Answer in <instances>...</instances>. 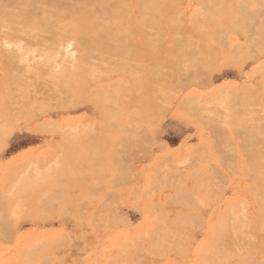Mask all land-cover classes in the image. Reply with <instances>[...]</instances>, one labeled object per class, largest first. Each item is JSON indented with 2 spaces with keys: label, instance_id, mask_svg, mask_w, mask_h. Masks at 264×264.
Returning a JSON list of instances; mask_svg holds the SVG:
<instances>
[{
  "label": "crops",
  "instance_id": "1",
  "mask_svg": "<svg viewBox=\"0 0 264 264\" xmlns=\"http://www.w3.org/2000/svg\"><path fill=\"white\" fill-rule=\"evenodd\" d=\"M248 1L251 9L244 16L251 17V25L240 33L239 28L228 27L221 55L209 37L201 35L199 0H182L173 8L168 4L157 17L161 18L158 29L154 27L159 31L157 38L149 31L152 28L145 27L140 12H133L131 49L137 57H132V69L138 76L128 77L123 74L126 69H115L116 63L109 71L101 68V84L119 88L121 104L106 107L105 112L102 105L81 99L73 109L47 111L38 124L7 134L0 170H12V176L19 179L36 170L45 179L18 202L9 200V205L18 206L6 212L11 215L13 210L17 217L11 224H0V264H23L39 239L66 241L52 254L64 257L66 264H107L108 255L141 256L144 264H202L220 235L226 237L228 232L220 234L219 230L231 223L227 214L234 204L257 206L260 191L253 177L264 171V38L260 39V28L252 21L264 16V0ZM174 12L177 15L172 19ZM148 40L158 44L151 47L153 41ZM184 43L202 51V63L197 64L210 69L205 75L207 85H185L187 74L179 69L186 63ZM67 76L72 81L68 88L74 91L75 79ZM189 101L193 108L186 107ZM107 108L119 113L113 110L116 114L112 115L115 112L108 110L111 115L107 117ZM128 136L131 180L123 184L118 181L123 174L117 162L113 174L106 168V145L117 151ZM91 141L99 145V168L85 172L83 161ZM113 180L115 185L108 191V182ZM61 191L65 192L62 204L57 196ZM155 231L160 232L158 236ZM252 241L255 252L248 264H264V232L257 231ZM230 244L234 249V240Z\"/></svg>",
  "mask_w": 264,
  "mask_h": 264
},
{
  "label": "rangeland",
  "instance_id": "2",
  "mask_svg": "<svg viewBox=\"0 0 264 264\" xmlns=\"http://www.w3.org/2000/svg\"><path fill=\"white\" fill-rule=\"evenodd\" d=\"M126 1V3L128 2V5L129 4H132V7L135 9V10H133V11H131L133 8H131L130 7V5H129V8H130V10H129V12L131 11V15H129V13H127L129 16H131V17H129L128 18V22L126 21V19H127V17H126V19H125V21L129 24V26H130V28H131V24H132V20H133V12H135V11H139V9H138V6L139 5H137V6H135L136 4H133L134 2L133 1H135V0H124V2ZM139 1H142V0H139ZM152 1V0H151ZM151 1H147V0H143L142 1V4L144 5V6H146V4H149V2H151ZM159 4H154V2H155V0H154V2H153V4L152 5H148V6H150V7H148V8H151L152 9V6H154L155 5V8L154 9H156L157 7H159L161 4H162V8H161V10L159 11L160 13H161V15H162V13H164L165 11H164V9L165 8H167V5L168 4H170V7L172 6V4H173V6H177L178 4H180V2L182 1V0H166V1H163V3H162V1H160V0H156ZM214 1V0H213ZM213 1L212 0H199V2L200 3H197V5H199V7H200V13H199V25L198 26H201L202 25V36L204 37V38H206V37H209V38H206V39H208L209 41H212L213 42V44L216 46V47H218V49H217V54L218 55H221L223 52H225V48H226V42H227V40H226V38H227V33H225V30L227 29V27H229L228 25H230V27H231V25L233 26V25H235V26H233V28H239V27H236V26H239V24L238 23H235L236 22V20L237 21H239L238 19L239 18H242V19H240V21L241 20H243L241 23H244L243 25H245V20L246 21H248V22H246V25L247 24H249V22H250V19L249 18H251V17H249V16H247V17H249V18H246L245 20L243 19L244 17L241 15L242 13L244 14L246 11L247 12H249L250 11V4H249V1L248 0H229L230 2H228L227 0H215V2H214V4H216V7H215V9H214V4H213ZM124 2L123 1H121L120 0V2L118 1V5H120L121 3V5L123 6V7H126L125 6V4H124ZM156 2V3H157ZM242 2V3H241ZM120 3V4H119ZM182 3V2H181ZM124 4V5H123ZM151 4V3H150ZM210 4V5H209ZM240 4H243V6L244 7H240ZM205 7V8H202L203 6ZM173 6H172V8H173ZM121 7V6H120ZM120 7H119V9H120ZM141 7V6H140ZM212 9H211V8ZM117 8H118V6H117ZM122 8V7H121ZM128 8V9H129ZM143 9V11L144 12H146V10H144V7H142ZM240 8H242L241 9V12H240ZM245 10H244V9ZM125 9V8H124ZM123 9V10H124ZM150 9V10H151ZM153 9V10H154ZM159 9H160V7H159ZM210 9V10H209ZM233 9V10H232ZM122 10V9H121ZM121 10H120V12H121ZM141 10V11H142ZM148 10V9H147ZM244 10V11H243ZM249 10V11H248ZM117 11H119V10H117ZM125 11V10H124ZM123 11V12H124ZM141 11H140V13H141ZM157 11V10H156ZM162 11V12H161ZM177 11V10H176ZM175 11V12H176ZM209 11V12H208ZM216 11V12H215ZM243 11V12H242ZM262 11H264V6H263V8H262ZM126 12H127V10H126ZM173 13V15H172V19H174L175 17H174V15H177L176 13ZM215 12V13H214ZM237 12H238V15H237ZM106 13V12H105ZM105 13H103V15H106ZM151 13V12H150ZM117 14V13H116ZM115 14V15H116ZM121 14V13H120ZM124 14H126L125 12H124ZM147 14H149L148 12H147ZM239 14H240V17H239ZM102 15V16H103ZM145 15V14H144ZM158 15V14H157ZM118 16V15H117ZM142 16V18H143V14L141 15ZM233 16H234V18H233ZM109 17H111V18H113V15H111V16H109ZM115 17V16H114ZM147 17V16H146ZM153 17V16H152ZM238 18V19H236V18ZM106 18V16L104 17V20H106L105 19ZM118 19H120V21H122V18H123V16L121 17V16H119V17H117ZM117 18H115V19H117ZM125 18V17H124ZM141 18V19H142ZM145 18V17H144ZM148 18H149V16H148ZM156 18V17H155ZM114 19V20H115ZM203 19V20H202ZM210 20V22H209V20ZM247 19H249V20H247ZM264 16L263 17H261V21H262V23L261 24H263V22H264ZM111 20V19H110ZM130 20H131V22H130ZM152 20H156V19H153L152 18ZM207 20V21H206ZM232 20H235V22H233V23H235V24H232L231 22H232ZM256 20H258L257 22H256ZM259 20H260V18H258V19H254L252 22H256V25H258L259 24ZM116 21V20H115ZM115 21H113V20H111L110 21V23L108 24L109 25V27H112L113 25L112 24H115L116 26L115 27H117L119 30H121V27H119L120 25H118V22L117 23H114ZM146 21H147V19H146ZM113 22V23H112ZM122 22H124V21H122ZM150 22V21H149ZM148 21H147V23L145 24V21H144V24L145 25H147L148 23H149ZM141 24H142V22H140ZM201 23V24H200ZM253 23V24H254ZM258 23V24H257ZM121 24V23H120ZM122 24H124V23H122ZM121 24V26H123L124 27V25H122ZM140 24V25H141ZM151 24V23H150ZM154 24V23H153ZM226 24H228V25H226ZM101 25V28H100V26L98 27V26H91V27H88L87 28V32L85 33V35L84 34H81L82 35V37L80 38V32L78 33V34H73L75 37H73V35H71L72 36V38H70V37H68V38H70V41L68 40V38L66 37V39H65V41L63 42V41H61L62 39H63V37L61 38L60 36L59 37H57L56 38V36H55V38L57 39V40H53V39H55V38H51L50 39V37L48 36H46L47 37V39L46 38H44L43 36H45V35H47L48 33H45L44 32V34L43 33H41V35H43L42 37H43V39H42V37H39L37 40H28V37H26L23 33H21V34H23L22 35V39L21 38H19V37H17V38H15V39H8V37H6V38H3V35H0V95L4 92L5 93V95H7V98H8V96H12V98H11V100H12V104L10 105V109L12 110V114L11 115H9L8 117H10V119H12L11 121H9L8 123H7V127H4V120H3V122H1V119H2V117H0L1 119H0V123L2 124V125H0V132H3V130H4V133L5 134H7V133H9V132H13L14 134H15V130H19L21 127H25V126H28V127H30V126H34L35 124H38V119H40L41 118V116L43 115H45V112H47V111H54V110H56V111H60V109L61 110H67V109H73V108H75V107H77L79 104H80V102H81V99H87V98H89V101H91V102H93V103H95L96 104V106L98 107V106H100V105H103V104H109V102H108V100H114L115 99V97L117 96L119 99H117L116 98V100H117V102L114 100L113 102H110V104L111 105H115V104H121V99H120V96H119V94H118V92H119V88H115V87H110L109 85H106V86H108V87H106V86H104V84H100V83H102V82H104V80H103V78L101 79V68H105V69H107V71H109V68L110 67H112L113 68V66L111 65V63H117V64H115V66H117V67H115V69H117L118 67H121L122 69H124V67H125V72L123 73V74H125V75H127L128 77H132V79H134L136 76H138V72H137V70H134L133 71V69H132V57H137L136 55H137V52L134 50V56H130L129 58L131 59V60H127V59H129L127 56L128 55H131L130 54V50H131V45H132V41H133V38H134V34H132V40L130 41L129 39H130V34H131V31H130V29L128 28V26H126V27H124V28H126L125 30H127V31H125L124 32V30H123V32H124V34H122L123 32H122V30L121 31H119V33L120 32H122L120 35H124L125 37H128V38H126V39H128L129 41H130V45H129V48H128V46H127V48H128V52L125 54H123V56L125 57H121V58H118V60H117V58H112L111 57V60H110V58H108L109 60H107V58H106V60L104 59V57L103 58H100V57H102V56H104L105 55V57L108 55V54H105V52L101 49V47L103 48V46H101V45H103V44H108V42H109V44L111 43L110 42V40H109V38H107L106 36H109V35H107V34H109V31H107V26H105L106 27V29H105V27L104 26H102L103 24H100ZM218 27H217V26ZM240 25H242V24H240ZM250 25V24H249ZM248 25V26H249ZM260 25V24H259ZM264 25V24H263ZM207 26V27H206ZM227 26V27H226ZM248 26H247V28H248ZM96 27V28H95ZM102 27H104L103 29H102ZM229 27V28H230ZM250 27V26H249ZM262 27V26H261ZM90 28V29H89ZM99 28H100V30H99ZM112 28H114V26L112 27ZM242 28H245V26L243 27L242 26ZM259 28H260V26H259ZM263 28V27H262ZM96 29V30H95ZM123 29V28H122ZM129 29V30H128ZM217 29H220V33H221V30H223L224 29V31L220 34L221 36H220V38L222 37V39H215V38H218L219 36H216L215 37V35L217 34V33H214ZM240 29V28H239ZM249 29V28H248ZM52 30V29H51ZM80 30V29H79ZM78 30V31H79ZM112 30V29H111ZM116 30V29H115ZM241 30V29H240ZM243 30V29H242ZM263 30V29H262ZM261 30V31H262ZM2 31H6L7 32V34H8V30L7 29H2ZM1 31V29H0V34H4V33H1L2 32ZM89 31H91L90 33H91V35H90V33H89ZM97 31V32H96ZM113 31V30H112ZM118 31V30H117ZM150 31V30H149ZM209 31H213V32H209ZM54 32V31H53ZM58 32H59V34H61L62 35V33H60L61 32V30H58L57 29V35H59L58 34ZM101 32V33H100ZM127 32V33H126ZM157 32H159V31H155V33L157 34ZM262 32H264V30L262 31ZM261 32V33H262ZM51 34H53L52 32H50ZM113 33V32H112ZM111 32H110V34H112ZM115 33V32H114ZM118 33V32H117ZM117 33H115L116 35H117ZM126 33V34H125ZM152 33V32H151ZM213 33V34H212ZM21 34H19V35H21ZM50 34V35H51ZM55 34V33H54ZM88 34V35H87ZM114 34V35H115ZM156 34H154V35H156ZM209 34V35H208ZM85 36V38H84V36ZM104 35V36H103ZM106 35V36H105ZM114 35H111V41H112V43L113 42H115V41H117V40H115V39H113V38H115V36ZM211 35H214V37H213V39L215 40V42H214V40L212 39V37H211ZM217 35H219V34H217ZM25 38H24V37ZM67 36V35H66ZM80 38V40L78 39V41H80L81 42V39L82 38H84V39H86V41L85 40H83L84 41V43L86 44V42H87V44L89 45V44H91V47L90 46H88L87 44V46L88 47H90V48H88V47H86V46H84L82 43L80 44V42H78L77 41V38L78 37ZM91 36V37H90ZM121 36V37H122ZM158 36V35H157ZM157 36H156V38H157ZM261 36H262V34H261ZM64 37H65V33H64ZM264 37V36H263ZM59 38V39H58ZM76 40H75V39ZM91 38V39H90ZM98 38V39H97ZM262 38V37H261ZM26 39L28 40V41H26ZM50 41H49V40ZM61 39V40H60ZM88 39V40H87ZM89 39H90V41H89ZM100 39H102V40H100ZM123 39V38H122ZM223 39H225L224 41H223V43H221L220 41L221 40H223ZM53 40V41H52ZM64 40V39H63ZM98 40H100V41H97ZM109 40V41H108ZM120 40V39H119ZM96 43H95V42ZM106 41H108V42H106ZM220 42L219 44H218V42ZM28 42H32V44H30V43H28ZM34 42V43H33ZM57 42V44H55V43ZM76 43L75 45H73V43ZM89 42H91V43H89ZM94 42V43H93ZM103 42V43H102ZM105 42V43H104ZM121 42H122V40H121ZM124 42H125V40H124ZM19 43V44H18ZM27 43V44H26ZM65 43V44H64ZM78 43H79V45H78ZM98 43V44H97ZM116 43V42H115ZM126 43H128V42H126ZM125 43V44H126ZM42 44H46V45H48V46H44V45H42ZM58 44H60V45H58ZM116 44H119L118 42L116 43ZM123 44V43H122ZM121 44V45H122ZM217 44V45H216ZM21 45V46H20ZM77 45L78 46H82L83 45V47H82V51H81V53L80 52H78L79 50H81V46H80V48L79 47H77ZM92 45H93V47L95 48L96 46L100 49V50H102V54H104V55H102V56H100L99 58L101 59H99V60H97L98 59V57H97V59L95 58V57H93L92 56V54H97L98 55V52L96 53L95 51H96V49H95V51H94V49L93 50H91V48H93L92 47ZM95 45V46H94ZM220 45H222V46H220ZM101 46V47H100ZM118 46V45H117ZM123 46H125V45H123ZM123 46H121V47H123ZM76 47H77V49L79 48V50H77L76 49ZM84 47H85V50H84ZM96 47V48H97ZM109 47H113V48H115V46L113 45V46H111V45H109ZM109 47H107V48H109ZM22 48V49H21ZM36 48V49H35ZM125 48V47H124ZM190 48V49H189ZM3 49V50H2ZM21 49V50H20ZM60 49V50H59ZM76 49V50H75ZM98 49V50H99ZM104 49V48H103ZM105 49H106V46H105ZM116 49V48H115ZM119 49V48H118ZM122 49V48H121ZM198 48H196V50H197ZM16 50V51H15ZM85 52H84V51ZM87 50V51H86ZM90 50V51H89ZM185 50V49H184ZM183 50V51H184ZM36 51V52H35ZM108 51H110V48L108 49ZM182 51V52H183ZM188 51H190L189 53H187ZM219 51V52H218ZM3 52H5V53H3ZM10 52V53H9ZM21 52V53H20ZM52 52V53H51ZM86 53V52H88V54L86 53L85 55H83L84 53ZM118 52V51H117ZM119 52H120V50H119ZM122 52V51H121ZM194 54V56L197 54V53H199V55H201V56H203V54H202V51L200 50V49H198L197 51H195L194 49H193V47H191V46H188L187 47V49L183 52V53H185L186 54V58L188 59L189 57H190V60H192V57L191 56H193V55H191L192 53ZM197 52V53H196ZM7 53L8 54H10L9 56L10 57H7L6 55H7ZM13 53H14V55L17 57V55H18V57H19V59H18V57H17V59L16 58H14V55H13ZM16 53V54H15ZM89 53H91L90 54V56L91 57H89ZM49 55L48 57H46L47 55ZM99 54H101V53H99ZM52 55V56H51ZM77 55V56H76ZM119 55V54H118ZM121 55H122V53H121ZM13 56V57H12ZM71 56V57H70ZM82 56V58H80ZM120 56V55H119ZM37 57V58H36ZM54 59H53V58ZM89 57V58H88ZM8 58H11V59H8ZM48 58V59H47ZM57 58V59H56ZM75 58V61H73V59ZM93 58V59H92ZM96 60H95V59ZM196 58V57H195ZM194 57H193V60L195 59ZM14 59V60H13ZM17 61H16V60ZM53 61H52V60ZM68 59V60H67ZM77 59V60H76ZM115 59L117 60V61H115ZM201 60L202 58L199 56V57H197V60ZM10 60V61H9ZM20 60V61H19ZM29 60V61H28ZM35 60V61H34ZM44 60V61H43ZM85 60V61H84ZM189 60V59H188ZM189 60V61H190ZM192 60V61H193ZM3 61H5L4 63H3ZM11 61H12V63H11ZM13 61H15V62H13ZM22 61H24V62H22ZM25 61L27 62L26 64H24L25 63ZM40 61V62H39ZM49 61V62H48ZM97 61L99 62V64L97 63ZM111 62V63H109V62ZM189 61H186V62H189ZM203 61V60H202ZM8 63V64H5V63ZM16 62H18V65L16 66ZM51 62V63H50ZM71 62V63H70ZM73 62V63H72ZM76 62H77V64H76ZM83 62V63H82ZM107 62V63H106ZM194 62H195V60H194ZM193 62V63H194ZM199 62V61H198ZM197 62V63H198ZM15 63V65H13ZM39 63V64H38ZM82 64V69H87V70H90V72H91V70H92V73H90V75H89V73H86V75L88 76V77H86L85 76V73L84 72H86V70L84 71V72H81V70L82 69H80L81 67H80V65H78V64ZM192 63V64H193ZM196 63V64H197ZM34 64V65H33ZM72 64V66H73V64H75L74 66H76V68L77 69H79L80 71H77V69H76V71L78 72V75H77V72L75 73H73V71L75 70V67H72V66H70V65ZM123 64V65H122ZM127 64V65H126ZM187 64V63H186ZM195 64V63H194ZM8 65V66H7ZM22 66V68H23V66H24V68H26V70L24 69V72H23V69L21 68V66ZM47 65V66H46ZM78 65V66H77ZM120 65V66H119ZM189 65V64H188ZM5 66H7V68L5 67ZM20 67V69L22 70H19V68H17L16 70H13V68L14 67ZM31 66V67H30ZM33 66V67H32ZM35 66V67H34ZM41 68H40V67ZM70 66V67H69ZM195 66H197V65H194L193 67L194 68H196L195 70H196V72L198 71V69L199 68H197V67H195ZM42 67L44 68V67H46L47 69H50V70H48V71H46V72H48V74H46L44 71L46 70V68H44V70L42 69ZM69 67V68H68ZM72 67V68H71ZM84 67V68H83ZM86 67V68H85ZM34 68H36V69H34ZM42 69V71L45 73H43L42 71H39V69ZM59 68H60V70H59ZM188 68V70L191 68V66L189 67H187ZM3 69H5V71H7L8 73H6ZM7 69V70H6ZM15 69V68H14ZM31 69V70H30ZM65 69V70H64ZM73 69V70H72ZM205 69V68H204ZM202 70V72L200 71V73H199V71L197 72V73H195V71L193 72V75L191 76L190 75V73L192 72V70H187L188 72L187 73H189L188 74V80H187V85H188V87H191V86H205V85H207V81H206V76L204 75L205 74V70H206V72H207V70L209 69V68H207V69H205V70ZM30 72H29V71ZM52 70H53V72H52ZM70 70H72V71H70ZM129 70V71H128ZM2 71H3V73H2ZM28 71V72H27ZM70 71V72H69ZM97 71V72H96ZM170 71L172 72V69H170ZM24 73V75L23 74H21V73ZM25 72H27L26 73V76L27 77H29L30 75V77L29 78H26L25 77ZM32 72V73H31ZM87 72H89V71H87ZM103 72H104V70H103ZM203 72H204V74H203ZM5 73V74H4ZM72 73V74H71ZM186 73V74H187ZM20 74H21V76L22 77H20V78H22L23 80H21V79H19V77L18 76H20ZM35 74V75H34ZM41 74H43L44 76H46V77H50V78H52V80H53V82H52V87H51V85H49V83H51V81L50 80H48V82H45V83H43V81L42 80H45V77H44V79H43V77H42V79H41V76H43V75H41ZM67 74L69 75V76H71L72 78H74L75 76H79V75H81V76H79V78L77 77H75L74 79H75V93H74V91H72L71 90V92H73L75 95H76V93H77V98H75L76 96H73L74 98H75V102L74 103H76V104H73V105H69V103L68 102H65V103H67L66 104V106H65V103L64 102H60L61 104L62 103H64L63 105H61V107L60 106H57L56 105V107L54 106V107H50V106H52V105H54L55 103H56V101H57V103H58V100L59 101H61V100H63L64 101V99H63V97L65 98L66 96V94H65V92L63 93V91H64V88H66V90L67 91H69L70 90V88H68L71 84H72V81L70 82V81H68V76H67ZM75 74V75H74ZM82 74H84V75H82ZM194 74H195V76H194ZM18 75V76H17ZM38 75H39V77H38ZM52 75H53V77H54V79H53V77H52ZM93 75H95V76H93ZM200 75H202V76H200ZM23 76L25 77V78H23ZM89 76H91V77H89ZM124 76V75H123ZM190 76H191V78L194 76L195 77V79H191L190 80ZM200 76V77H199ZM40 78V80L38 79V78ZM85 78L84 80H83V78ZM92 77H94V78H92ZM125 77V76H124ZM49 78V79H50ZM87 78H89L88 80H87ZM27 79V80H26ZM35 79V80H34ZM37 79V80H36ZM95 79V80H94ZM20 80H21V82H20ZM26 80V81H25ZM56 81V83H55V81ZM83 81V83L86 85L87 84V82H88V84L86 85V88L84 89V84H82V82H78V81ZM205 80V81H204ZM34 81V82H33ZM94 81V82H93ZM32 84H31V83ZM38 82H39V84H38ZM23 83V84H22ZM37 83V84H36ZM46 83H48V85H45ZM81 83V84H80ZM90 83V84H89ZM27 84V85H26ZM31 84V85H30ZM54 84H56V85H54ZM57 84H59L60 86H59V88L61 89H59L58 90V85ZM21 85H23V88H22V86ZM35 85V86H34ZM41 85V86H40ZM83 86V88H79L78 89V87L79 86ZM89 85V86H88ZM101 85V86H100ZM21 86V87H20ZM30 86H32V87H30ZM39 86H40V88H39ZM102 86H104L105 88H107V92L104 90V88L102 87ZM36 87V88H35ZM49 87H51L52 89L53 88H55V90L53 91L52 89H50ZM64 87V88H63ZM71 88H72V86H70ZM94 87L97 89V90H99V91H97V93H95V91H96V89H94ZM48 88L50 89V91L48 90ZM90 88V89H89ZM100 88H102V89H100ZM109 88V89H108ZM116 89V93H114L115 91V89ZM24 89H25V91H24ZM37 89V90H36ZM43 89V90H42ZM82 89H84L85 91H83ZM111 89V90H110ZM33 90V91H32ZM41 92V93H39V95L41 94L42 95V93H44L42 96L40 95V97L42 98V99H47V101L49 100V99H51L49 102H51L52 103V105L48 102V103H46L44 100L42 101V99L40 98V97H38V93L37 92H39V91ZM63 90V91H62ZM76 90H78L77 92H76ZM87 90H88V92H87ZM95 90V91H94ZM101 90H103L102 92H103V95L101 94ZM29 91H31V92H29ZM52 91L53 92H55V93H52ZM59 91V92H58ZM60 91H61V93H63V94H61L60 93ZM79 91H80V93L81 94H79ZM93 91H94V93H93ZM27 92V93H26ZM70 92V93H71ZM82 92H84L85 94H83ZM91 92H92V94H91ZM100 93V96H99V93ZM114 93L113 95L115 96V97H113L112 99H111V97L109 96V95H111V93ZM30 93H31V95H30ZM70 93H69V96H70ZM87 93V94H86ZM110 93V94H109ZM120 93V92H119ZM17 94H20V95H17ZM21 94H22V96H21ZM27 94H28V97H27ZM47 94V95H46ZM53 94V95H52ZM73 94V95H74ZM83 94V95H82ZM94 94V95H93ZM98 94V95H97ZM108 94V95H107ZM14 95H16V96H18V97H14ZM35 95V96H34ZM60 95V96H59ZM68 95V94H67ZM85 95V96H84ZM98 96V98L96 97V96ZM107 97H106V96ZM30 96L32 97V98H30ZM63 96V97H62ZM81 96H83V97H81ZM87 96V97H86ZM104 96V97H103ZM23 97H24V101H27V102H23ZM49 99H48V98ZM51 97V98H50ZM53 97V98H52ZM56 97V98H55ZM58 97V98H57ZM68 97V96H67ZM71 97V96H70ZM73 97H71V98H69V99H72ZM81 97V98H80ZM92 97V98H91ZM67 98V99H68ZM108 98V99H107ZM110 98V99H109ZM39 99V100H38ZM66 99V98H65ZM66 99V101H69V100H67ZM106 99V100H105ZM192 99H195V98H192ZM191 99V100H192ZM73 100V99H72ZM71 100V101H72ZM37 101V102H36ZM55 101V102H54ZM29 102H31L30 104H29ZM70 102V101H69ZM116 102V103H115ZM209 102V101H208ZM26 103H27V105H26ZM54 103V104H53ZM28 104H29V106H28ZM49 105L50 104V109H49V107H45V105ZM200 104H205V102H200ZM221 104V101H219L218 102V105H220ZM70 107H69V106ZM110 105V106H111ZM188 106V108H190L191 107V105L193 106V101H189L188 102V104H187ZM208 106H210V105H212L211 104V102H209L208 104H207ZM43 106V107H42ZM64 106V107H63ZM105 106V105H104ZM58 107V108H57ZM65 107H69V108H65ZM108 107H109V105H108ZM47 108L49 109V110H47ZM65 108V109H64ZM28 109V110H27ZM109 109V108H108ZM38 110H40L42 113H40V111H39V114H38ZM106 109H104L103 111H105ZM25 112V113H24ZM105 113V112H104ZM109 113V112H108ZM50 115V112H48L47 113V115ZM110 114V113H109ZM108 114V117H110V115ZM210 115H213L214 116V113H209ZM216 114L217 113H215V116H216ZM38 115V116H37ZM22 118V119H21ZM15 119V120H14ZM8 124H10V125H8ZM5 130H6V132H5ZM127 133V131L126 130H124V134H126ZM2 134V133H1ZM0 134V135H1ZM3 135V134H2ZM5 136L6 135H4V137L3 138H1L2 136H0V139L2 140V139H7V138H5ZM2 141H4V140H2ZM2 141H0L1 142V144H0V153H2L3 152V150L5 149V147H6V143H3ZM8 141V140H7ZM129 141H130V136H128V139H127V142L126 143H124L122 146H119V148H118V150L117 151H114V146H108V145H106V147H108V152H107V161H106V168L108 169V172H111V174H113L114 173V169H115V163L117 162V164H118V166H119V168L121 169V172H122V176L120 177V179L118 180L119 182H122L123 184H126V183H129L130 182V180H131V177H130V166H131V159H132V157H131V145L129 144ZM3 144H5L4 145V147H2L3 146ZM2 145V146H1ZM98 152H99V145L98 144H95L93 141H91V149L88 151V152H86V154H88L87 155V160H85V161H83V164H84V171L86 172V170L87 169H90L91 171H93V172H95V171H97V169L99 168V160H98ZM112 170V171H111ZM264 173V171L262 170V171H260V173ZM13 175V171L12 170H8V171H6V172H3V170H0V224L2 225V224H7L9 221H11V220H13L14 221V219H15V217H17V215L14 213V211L12 210V213H10L11 215H8V213L6 212V209H8L9 207H13L14 209L18 206H16V204H18V203H12V204H10L9 205V200H11L12 202H14V201H19L21 198H23V197H25V196H27V194H29V192H31V191H34V190H36V189H38V187H40V181H42V180H44L45 178H41V177H38V172H36V170H32V171H30V173H28V175H24L23 177H21L20 179L19 178H14V176H12ZM264 176V175H263ZM263 178V177H262ZM262 178H260L259 180L262 182L263 180H264V178L262 179ZM107 179H109V177L107 178ZM262 179V180H261ZM162 181V180H161ZM264 182V181H263ZM115 185V181L113 180L111 183H109L108 182V187H107V190L109 191V190H112L113 188H111L110 186H114ZM263 185H264V183H263ZM263 185H261L260 186V188L262 189V191H260V190H258V187H257V191H260L258 194H256V204H257V206L256 207H254V206H251V207H249V206H242V205H239V204H237V203H235L234 204V207L229 211V213H228V219H229V221L231 222L229 225H227V224H225L224 226H221L220 227V230H219V233L221 234V233H223V232H227V230H228V233H229V231H231L230 233H229V235H231V239H230V237H229V239H230V241H228V240H226L227 242H225V239H226V237H222L221 235H220V237H222V238H224V239H220L218 242H215L214 244H215V246H216V250H215V247L214 246H211L210 248H209V250L207 251L209 254L207 255L208 257L203 261V263L202 264H214V262H215V259H216V261H218L220 264H226L227 263V260L225 261V258H223V257H221V256H223L224 254V251H227L229 254L231 253V251L233 250V248H231V251L230 250H227L228 249V246H230V243H231V240H234L235 242H234V249L235 250H233V255L234 254H238V255H240L241 257L240 258H246L247 260L249 259V257H250V255L251 254H253L254 252H255V247H254V245H253V241H252V237H254V235L256 234V232L257 231H260V232H264V186ZM263 186V187H262ZM93 190H98V189H94V188H92V191ZM263 192V193H262ZM178 195H181L182 193H177ZM48 195H50V194H48ZM57 196H58V198H59V203L60 204H62V202H63V198H64V196H65V192L63 191H61V192H58L57 193ZM111 199L112 198H109L108 199V206H107V213H108V211H110L109 210V206H110V201H111ZM259 200V201H258ZM262 207V208H261ZM10 217V218H9ZM253 218H256V219H253ZM11 219V220H10ZM242 220L243 221H245V223L246 224H244L243 222H242ZM242 222L243 224H241V223H239V222ZM248 222V223H247ZM252 222V223H251ZM256 222H259V224H256ZM237 223V224H236ZM239 223V224H238ZM234 224H236L235 226H234ZM239 225V228L237 227ZM240 225H242V227H241V229H240ZM244 225H247V227H245ZM113 226H116V225H113ZM228 226V227H227ZM250 226H251V228H250ZM225 228V230L223 231L222 230V228ZM236 227H237V229H240L239 231L238 230H236ZM1 228H2V226H1ZM227 228V229H226ZM251 229V230H250ZM222 230V231H221ZM246 231V232H245ZM245 232V233H244ZM237 233H238V236H237ZM242 236V238L244 239H242L241 238V236ZM243 235H244V237H243ZM241 238V240H240V238ZM249 239V240H248ZM44 241H46L47 242V244H46V242L44 243ZM220 242V243H219ZM243 242V243H242ZM38 248H36V250L35 249H31V250H29V254L27 255H25V260L22 262L23 264H66L67 262L65 261L64 262V260H65V258L64 257H58V256H53L52 254L53 253H55L56 252V248L57 247H59V248H61L62 246H65L66 245V241H63V240H60V241H56V243L55 242H51V240L50 239H46V240H42V239H39L38 240ZM43 243V244H42ZM219 245H218V244ZM252 243V244H251ZM65 244V245H64ZM222 244H225V245H222ZM247 244H249V245H247ZM251 244V245H250ZM241 245V246H240ZM42 246V247H41ZM44 246V247H43ZM56 246V247H55ZM55 247V248H54ZM250 247V248H249ZM226 248V249H225ZM243 248V249H242ZM246 248H248L249 250H247ZM39 249V250H38ZM53 249V250H52ZM36 251V253H34L35 251ZM65 250V249H64ZM251 250V252H247V251H250ZM34 251V252H33ZM39 252V255H38V252ZM219 251H223L222 253H220ZM230 251V252H229ZM236 253H235V252ZM31 252H33V253H31ZM244 252V253H243ZM249 253V254H248ZM220 254H223V255H220ZM228 254V255H229ZM30 255H32V256H30ZM232 255V253L230 254V262H232V260H234V263L235 264H243V261H241L240 263L238 262V255L237 256H233ZM225 256H227V255H225ZM112 256H107V258H106V260H107V264H137V262H139L138 264H144L142 261H143V257H141V256H136V255H134V256H125V258H121V257H118V258H116V257H112ZM126 257H128V259L126 258ZM219 257V258H218ZM44 258V259H43ZM47 258V259H46ZM111 258V259H110ZM120 258V259H119ZM214 258V259H213ZM242 258V259H243ZM39 259V260H38ZM51 259H52V261H51ZM118 259V260H117ZM127 259V260H126ZM212 261H211V260ZM113 260V261H112ZM132 260V261H131ZM209 260L211 261V262H209ZM214 260V261H213ZM240 260V259H239ZM246 260V261H247ZM60 261V262H59ZM62 261V262H61ZM141 261V262H140ZM130 262V263H129ZM136 262V263H135ZM217 262V263H218ZM245 262V261H244ZM216 264V263H215ZM246 264H248V262H246Z\"/></svg>",
  "mask_w": 264,
  "mask_h": 264
},
{
  "label": "bare ground",
  "instance_id": "3",
  "mask_svg": "<svg viewBox=\"0 0 264 264\" xmlns=\"http://www.w3.org/2000/svg\"><path fill=\"white\" fill-rule=\"evenodd\" d=\"M118 1L120 2V0H0V29H1V31H2V29H7L8 30V34H7V32L6 31H2L1 33H4V34H0V35H3V38H6V37H8V39H15V38H17V37H19V38H21L22 39V35L24 34L26 37H28V40L30 39V40H37L39 37H42L43 35H41V33H43L44 34V32L45 33H48L47 35H45V36H43L44 38H46L47 39V37L49 36L50 37V39L53 37V38H55V36H56V38L57 37H63V39L61 40V41H65V39H66V37L68 38V37H70L71 35H73V34H78L79 32H80V38L82 37V35L81 34H84L85 35V33L87 32L86 30H87V28L88 27H91V26H100V28H101V25L100 24H103L102 26H107V31H109V34H107V35H109V36H106L107 38H109V40H110V44H109V40L108 41H106V42H108V44H103V45H101V46H103V48L101 47V49L105 52V54H108L106 57H105V55L104 54H102L103 52H102V50H100L97 46V48L95 47H93V45H92V47L93 48H91V50H93L94 49V51H95V49H96V53L98 52V55L97 54H92V56L93 57H95L96 59H97V57H98V59L97 60H99L100 58H103L104 57V59L106 60V58H107V60H109L108 58H110V60H111V57L112 58H117V60H118V58H121V57H124L123 56V54L125 53H127L128 51V48H129V45H130V41H131V38L128 40V39H126V38H128V37H125L124 35L122 36V35H120L122 32H123V30H124V32L125 31H127V30H125L127 27L126 26H128V28L130 29V26H129V24L127 23L128 22V18L129 17H131V16H129V15H131L130 13H131V11H133V10H135L133 7H132V4H129L130 5V7L131 8H133L130 12H129V10H130V8H129V5H128V2L126 3V1L124 2V0H121V1H123L124 2V4H125V6L126 7H123L120 3V5H118L117 3H118ZM143 1V0H142ZM142 1H139V0H135V1H133L134 3L133 4H136L135 6H137V5H139L138 6V9H139V12L143 9L142 7H144V10H146V12H144L143 10L141 11V13H140V15H142L143 14V18H142V16L140 17V18H142L141 20L143 21V23H144V21H145V24L147 23V21L149 22L147 25H145V27H147V28H152L150 31L152 32H155V31H158V30H154V27H155V25H156V29H158L157 28V25H159L160 24V22H161V18H159L160 20V22L158 21V16L159 15H161V13L159 12L160 10H161V6H162V4L159 6L160 7V9H159V7H157L156 9H154L155 8V5L154 6H152V9L151 8H148V7H150V6H148V5H152L153 4V2H154V0H147V1H151V2H149V4H146V6H144L143 4H142ZM160 1H162V3H163V1H166V0H160ZM203 1V0H202ZM208 1V0H207ZM213 1V0H212ZM228 2H230L229 0H227ZM242 1V0H241ZM244 1V0H243ZM242 1V2H243ZM261 1V0H260ZM157 1L155 0V2H154V4H159L158 2L156 3ZM214 2H215V0L213 1V4H214ZM241 2V3H242ZM258 2V1H257ZM151 3V4H150ZM244 3V2H243ZM259 3V2H258ZM262 3V5H263V3L264 2H261ZM123 4V5H124ZM164 4V3H163ZM210 5V4H209ZM260 5V4H259ZM117 6H118V8H117ZM122 8H121V7ZM141 6V7H140ZM203 6V5H202ZM214 6V9H215V7H216V4H214L213 5ZM244 7L243 6V4H240V7ZM119 7H120V9H119ZM125 8V9H124ZM129 8V9H128ZM202 8H205L204 6L202 7ZM211 8V7H210ZM122 9V10H121ZM125 11H124V10ZM148 9V10H147ZM151 9V10H150ZM154 9V10H153ZM176 9V8H175ZM212 9V8H211ZM241 9L242 8H240V12H241ZM244 9V8H243ZM246 9V8H245ZM244 9V10H245ZM261 9H262V7H261ZM117 10H119V11H117ZM120 10H121V12H120ZM126 10H127V12H126ZM157 10V11H156ZM159 10V11H158ZM210 10V9H209ZM216 10V9H215ZM233 10V9H232ZM243 10V11H244ZM126 13V14H124V12ZM164 11H165V9H164ZM175 11V10H174ZM242 11V12H243ZM249 11V10H248ZM106 12V13H105ZM147 12L149 13V14H147ZM151 12V13H150ZM162 12V11H161ZM209 12V11H208ZM216 12V11H215ZM214 12V13H215ZM259 12V11H258ZM103 13H105L106 15H103ZM117 13V14H116ZM121 13V14H120ZM127 13H129V15L127 14ZM248 13V12H247ZM253 13V12H252ZM257 13V12H256ZM256 13H253V15L254 14H256ZM262 13V12H261ZM116 14V15H115ZM145 14V15H144ZM158 14V15H157ZM103 15V16H102ZM111 15H113V18H111V17H109V16H111ZM118 15V16H117ZM162 15H163V13H162ZM237 15H238V12H237ZM243 17H244V14L242 13L241 14ZM247 15V14H246ZM250 15V14H249ZM106 16V20H104V17ZM115 16V17H114ZM119 16H123V18H122V21H124V22H122V21H120V19H118L117 17H119ZM147 16V17H146ZM148 16H149V18H148ZM153 16V17H152ZM125 17V18H124ZM126 17H127V19H126ZM145 17V18H144ZM156 17V18H155ZM239 17H240V14H239ZM238 17V18H239ZM250 17V16H249ZM249 17H247V18H249ZM257 17H258V15H257ZM262 17H263V15H262ZM115 18H117V19H115ZM133 18V17H132ZM152 18L153 19H156V20H152ZM233 18H234V16H233ZM236 18V17H235ZM238 18H236V19H238ZM113 20V21H115L114 23H117L118 22V25H120L119 27H121V30H122V32H120L119 33V31H121V30H119L117 27H115L116 25L115 24H112L113 26H114V28H112V27H109V23H110V21L111 20ZM115 19V20H114ZM125 19H126V21H125ZM146 19H147V21H146ZM240 19H242V18H239L238 20L239 21H237L236 20V22H235V20H232V24H235V23H238L239 24V26H236V27H239L241 30L243 29L244 30V28H242V26L244 27V26H246V22H248V21H244L245 22V25H243L244 23H241L243 20H241L240 21ZM244 20L246 19L245 17L243 18ZM250 19V18H249ZM249 19H247V20H249ZM256 19H258V18H256ZM141 20H140V22H141ZM203 20V19H202ZM209 20V19H208ZM264 20V19H263ZM163 21V20H162ZM179 21V20H178ZM207 21V20H206ZM251 21V20H250ZM258 20H256V22H257ZM130 22H131V20H130ZM209 22H210V20H209ZM233 22H235V23H233ZM256 22L254 23V22H252V24L254 23V24H256ZM113 23V22H112ZM122 23H124V24H122V25H124V27H126V28H124L123 26H121V24ZM151 23V24H150ZM154 23V24H153ZM251 22H249V24H250ZM262 23V21H261V18H260V20H259V24L257 25L258 27L260 26V31L259 30H257V32H258V34L260 33V35L262 34V36H260V37H262V38H264L263 36H264V32H262L263 30H264V22H263V24H261ZM198 24V23H197ZM196 24V25H197ZM240 24H242V25H240ZM249 24H247V26L249 25ZM126 25V26H125ZM151 25V26H150ZM226 25H228V24H226ZM251 25V24H250ZM249 25V26H250ZM217 26V25H216ZM229 27H230V25H228ZM233 26H235V25H233ZM233 26L231 25V27L230 28H233ZM249 26H248V28H249ZM253 26V25H252ZM251 26V27H252ZM263 28H262V27ZM104 27H102V29L104 28ZM176 27H179V22L177 23V26H175V30L176 31H178V28H176ZM196 27H198V26H196ZM207 27V26H206ZM218 27V26H217ZM227 27V26H226ZM96 28V27H95ZM100 28H99V30H100ZM123 28V29H122ZM203 28V27H202ZM228 28V27H227ZM247 28V29H248ZM257 28V27H256ZM52 29V30H51ZM57 29L58 30H61V32L60 33H62V35L61 34H59V32H58V34L59 35H57ZM80 29V30H79ZM90 29V28H89ZM105 29H106V27H105ZM113 31H112V30ZM116 29V30H115ZM128 29V30H129ZM240 29H239V33H240ZM263 29V30H262ZM79 30V31H78ZM96 30V29H95ZM118 30V31H117ZM175 30H173V31H175ZM220 31V29H217V31ZM262 30V31H261ZM54 31V32H53ZM86 31V32H85ZM175 31V32H176ZM218 31V33L217 34H219V35H215V37L216 36H219L218 38H215V39H219L220 38V34L224 31V29L223 30H221V33ZM50 32H52L53 34H51ZM91 31H89V33H90ZM97 32V31H96ZM110 32L112 33V34H110ZM117 33V35L115 34V33ZM124 32L122 33V34H124ZM144 33H145V35L149 32V31H147V30H145L144 29V31H143ZM147 32V33H146ZM152 32V33H153ZM209 32H211V31H209ZM262 32V33H261ZM21 33H23V34H21ZM55 33V34H54ZM64 33H65V37H64ZM101 33V32H100ZM127 33V32H126ZM125 33V34H126ZM176 33H178V32H176ZM226 33V32H225ZM19 34H21V35H19ZM51 34V35H50ZM116 36H115V35ZM149 34V33H148ZM147 34V35H148ZM156 34V33H155ZM67 35V36H66ZM79 35V34H78ZM83 35V36H84ZM88 35V34H87ZM90 35H91V33H90ZM111 35H114L115 36V38H113V39H115V40H117V41H115L116 43L118 42L119 44H116L115 42H113L112 43V41H111ZM132 34H130V36H131ZM146 35V36H147ZM157 35H159V32H157V34L155 35V36H157ZM209 35V34H208ZM256 35V34H255ZM47 36V37H46ZM86 36V35H85ZM85 36H84V38H85ZM104 36V35H103ZM122 36V37H121ZM212 36V35H211ZM24 37V36H23ZM43 37H42V39H43ZM61 37V38H62ZM73 37H75L74 35H73ZM78 37V36H77ZM91 37V36H90ZM223 37V36H222ZM222 37L220 38V39H222ZM25 38V37H24ZM53 39V40H57V39ZM70 38H72V36L70 37ZM70 38H68V40L70 41ZM80 38L78 37L77 38V41H78V39L80 40ZM84 38H82L81 39V42L80 41H78V42H80V44L82 43L83 45L85 44L84 43V41L83 40H85L86 41V39H84ZM123 38V39H122ZM146 38V37H145ZM150 38V36L148 35V38L147 39H149ZM180 38L181 37H177V39H179V41H180ZM224 38V37H223ZM250 38V37H249ZM262 38H260V39H262ZM59 39V38H58ZM75 39V38H74ZM91 39V38H90ZM90 39H89V41H90ZM98 39V38H97ZM120 39V40H119ZM146 39V40H147ZM177 39H175V43H177L178 41H176ZM212 39H213V37H212ZM219 39V40H220ZM259 39V40H260ZM16 40V39H15ZM27 39H26V41H28ZM49 40V39H48ZM52 40V41H53ZM76 40V39H75ZM88 40V39H87ZM100 40H102V39H100ZM100 40H98V41H100ZM121 40H122V42H121ZM124 40H125V42H124ZM214 40V39H213ZM225 39H223V40H221L220 42L221 43H223V41H224ZM50 41V40H49ZM97 41V40H96ZM97 41V42H98ZM148 41H150V43L152 42V44H150L151 45V47L152 46H154V43L156 44L157 42H155L154 40H148ZM253 41V40H252ZM95 42V41H94ZM93 42V43H94ZM126 42H128V43H126ZM182 42H183V40H182ZM214 42H215V40H214ZM218 42V41H217ZM220 42H218V44L220 43ZM248 42V41H247ZM260 42H261V40H260ZM28 43H30V44H32V42H28ZM34 43V42H33ZM55 43V42H54ZM77 43V42H76ZM75 42L73 43V45H75L76 44ZM89 43H91V42H89ZM96 43V42H95ZM99 43V42H98ZM97 43V44H98ZM103 43V42H102ZM105 43V42H104ZM123 43V44H122ZM126 43V44H125ZM220 43V44H221ZM19 44V43H18ZM27 44V43H26ZM55 44H57V42L55 43ZM65 44V43H64ZM86 44H87V42H86ZM84 45V46H86V47H88V46H90L91 47V44H87V45ZM122 44V45H121ZM158 44V43H157ZM184 44H186L185 45V48L187 49V47L189 46L187 43H184ZM42 45H44V44H42ZM58 45H60V44H58ZM78 45H79V43H78ZM77 45V47H79L80 48V46H78ZM83 45L81 46V50H79V48L77 49V47H76V49L77 50H79L78 52H80L81 53V51H82V47H83ZM109 45H111V46H115V48H113V47H109ZM118 45V46H117ZM123 45H125V46H123ZM179 45H181V41H180V43H179ZM217 45V44H216ZM249 45V44H248ZM254 45H257L256 43L254 44ZM21 46V45H20ZM44 46H48V45H44ZM95 46V45H94ZM105 46H106V49H105ZM121 46H123V47H121ZM127 46H128V48H127ZM220 46H222V45H220ZM250 46H251V44H250ZM262 46H263V44H262ZM261 46V47H262ZM90 47H88V48H90ZM107 47H109L110 48V51H108V49L109 48H107ZM125 47V48H124ZM253 47V46H252ZM255 47V46H254ZM260 47V46H259ZM119 48V49H118ZM122 48V49H121ZM184 48V49H185ZM251 48V47H250ZM263 49H264V46L262 47ZM22 49V48H21ZM20 49V50H21ZM36 49V48H35ZM75 49V50H76ZM99 49V50H98ZM185 49V50H186ZM190 49V48H189ZM193 49L195 50V51H197L196 50V48L195 47H193ZM252 49V48H251ZM258 49H260V48H258ZM258 49H256V52H257V50ZM3 50V49H2ZM60 50V49H59ZM84 50H85V47H84ZM83 50V51H84ZM119 50H120V52H119ZM184 50V51H185ZM214 50V49H213ZM254 50V49H253ZM262 50V49H261ZM260 50V51H261ZM16 51V50H15ZM87 51V50H86ZM90 51V50H89ZM118 51V52H117ZM122 51V52H121ZM183 51V52H184ZM238 51V50H237ZM237 51H235V52H237ZM255 51V50H254ZM253 51V52H254ZM36 52V51H35ZM85 52V51H84ZM83 52V53H84ZM190 51H188L187 53H189ZM219 52V51H218ZM250 52V51H249ZM259 52V51H258ZM3 53H5V52H3ZM10 53V52H9ZM21 53V52H20ZM52 53V52H51ZM87 54H88V52H86ZM86 53H84L83 55H85ZM99 53H101V54H99ZM121 53H122V55H121ZM134 51L131 49L130 50V54L131 55H128L127 57L129 58L130 56H134ZM192 53V52H191ZM194 53V52H193ZM191 54V55H193V56H191L192 57V60H193V57L195 58L194 60H195V62H194V60L192 61V60H190V57L187 59H185V62L186 61H189V62H186L185 64H186V66L188 67H190L191 66V68L189 69V70H192V72L190 73V75L192 76L193 75V72L195 71V73H197L196 72V68H194L193 66L194 65H197V66H195V67H197V68H199L200 67V65H201V68H202V64H196L198 61V63H202L201 62V60L199 59V60H197V57H201V55H199V53H197L195 56H194V54ZM259 53H261V52H259ZM259 53L256 55L255 53H253V55L255 54V57H257L258 55H259ZM6 54V53H5ZM16 54V53H15ZM82 54V53H81ZM90 54L91 53H89V57H91L90 56ZM120 56H119V55ZM181 54V53H180ZM238 54H239V51H238ZM250 54V53H249ZM10 54H8L7 53V57H10L9 56ZM13 55H14V53H13ZM47 55V54H46ZM102 55H104V56H102ZM182 55H184V54H182ZM181 55V56H182ZM49 55H47L46 57H48ZM52 56V55H51ZM77 56V55H76ZM100 56H102V57H100ZM13 57V56H12ZM17 57H18V55H17ZM17 57L14 55V58H16L17 59ZM71 57V56H70ZM88 57V58H89ZM100 57V58H99ZM184 57V56H183ZM185 57H186V54H185ZM238 57V56H237ZM37 58V57H36ZM53 58V57H52ZM80 58H82V56L80 57ZM94 58V59H95ZM125 58V57H124ZM8 59H11V58H8ZM15 59V60H16ZM18 59H19V57H18ZM48 59V58H47ZM54 59V58H53ZM57 59V58H56ZM93 59V58H92ZM95 59V60H96ZM130 59V58H129ZM129 59H127V60H129ZM171 59V58H170ZM181 60H183V58L181 57L180 58ZM202 59H203V57H202ZM14 60V59H13ZM52 60V59H51ZM68 60V59H67ZM77 60V59H76ZM101 60V59H100ZM116 60V59H115ZM180 60V61H181ZM10 61V60H9ZM17 61V60H16ZM20 61V60H19ZM29 61V60H28ZM35 61V60H34ZM44 61V60H43ZM53 61V60H52ZM73 61H75V58L73 59ZM85 61V60H84ZM5 61H3V63H4ZM13 62H15V61H13ZM22 62H24V61H22ZM40 62V61H39ZM49 62V61H48ZM109 62V61H108ZM182 62V61H181ZM180 62V63H181ZM195 64H194V63ZM11 63H12V61H11ZM17 64H16V66L18 65V62H16ZM27 62L25 61V63L24 64H26ZM51 63V62H50ZM71 63V62H70ZM73 63V62H72ZM83 63V62H82ZM97 63L99 64V62L97 61ZM107 63V62H106ZM109 63H111V62H109ZM184 63V62H183ZM193 63V64H192ZM5 64H8L7 62L5 63ZM39 64V63H38ZM76 64H77V62H76ZM111 64H113V63H111ZM117 64V63H116ZM185 64H184V67H182V65L183 64H180L179 66H180V68L179 69H181L182 71H181V74L182 73H187L189 70H188V68L187 67H185ZM189 64V65H188ZM13 65H15V63L13 64ZM34 65V64H33ZM70 65V64H69ZM75 64H73V66H72V64L70 65V66H72V67H75V70L73 71V73L75 72H77V71H80L79 69H77L76 68V66H74ZM78 65H80V67L82 66V64H78ZM77 65V66H78ZM123 65V64H122ZM127 65V64H126ZM207 66H208V64H206ZM8 66V65H7ZM7 66H5L6 68H7ZM21 66V65H20ZM25 66V65H24ZM24 66H23V68H22V66H21V68L23 69V72H24V69L26 70V68H24ZM47 66V65H46ZM69 66V67H70ZM114 66V65H113ZM120 66V65H119ZM214 66H216V65H214ZM31 67V66H30ZM33 67V66H32ZM35 67V66H34ZM40 67V66H39ZM68 67V68H69ZM71 67V68H72ZM115 67H117V66H115ZM205 67V66H204ZM15 68V69H14ZM13 68V70H16L17 68H19V70H21L20 69V67L18 66V67H14ZM41 68V67H40ZM44 68H46V67H44ZM44 68L42 67V69L44 70ZM84 68V67H83ZM86 68V67H85ZM133 68V67H132ZM167 68V67H166ZM187 68V69H186ZM206 68H208V67H206ZM205 68V69H206ZM216 68V67H215ZM34 69H36V68H34ZM39 69V68H38ZM42 69H39V71H42ZM76 69H77V71H76ZM80 69H82V67L80 68ZM124 69H125V67H124ZM127 69V68H126ZM175 69V68H174ZM183 69H185L186 71H184ZM202 69H204V68H202ZM204 69V70H205ZM4 71H5V69H3ZM7 70V69H6ZM31 70V69H30ZM48 70H50V69H47L46 68V70L44 71L46 74H48ZM59 70H60V68H59ZM65 70V69H64ZM73 70V69H72ZM72 70H70V71H72ZM84 69H82L81 70V72H84L85 70H86V72H84L85 73V76L86 77H88L87 75H86V73H89V75H90V73H92V70H91V72H90V70H87V69H85L84 71H83ZM188 70V71H187ZM198 70H200V68L198 69ZM8 71V70H7ZM7 71H5L6 73H8ZM22 71V70H21ZM29 71V70H28ZM27 71V72H28ZM46 71H48V72H46ZM69 71V72H70ZM87 71H89V72H87ZM129 71V70H128ZM133 71H134V69H133ZM178 71V70H177ZM184 71V72H183ZM208 71L210 72V69H208ZM21 73V74H23L24 75V73ZM27 72H25V77L26 78H29V77H27L26 76V73ZM30 72V71H29ZM43 72V71H42ZM43 72V73H44ZM52 72H53V70H52ZM97 72V71H96ZM169 72V71H168ZM168 72H166V74L168 73ZM179 72V71H178ZM201 72H202V70H201ZM2 73H3V71H2ZM32 73V72H31ZM44 73V74H45ZM199 73H200V71H199ZM5 74V73H4ZM21 74H20V76H18L19 77V79H21V80H23L22 78H20V77H22L21 76ZM72 74V73H71ZM93 74V73H92ZM188 74L189 73H187V76L185 77V79H187L188 78ZM203 74H204V72H203ZM208 73L206 72V70H205V74L204 75H207ZM210 74V73H209ZM35 75V74H34ZM41 75H43V74H41ZM75 75V74H74ZM77 75H78V72H77ZM82 75H84V74H82ZM186 75V74H185ZM47 76V75H46ZM46 76H41V79H42V77H43V79H44V77H45V80H42L43 81V83H45V82H48V80H52V78H50V77H46ZM79 76H81V75H79ZM79 76H75L76 78L78 77L79 78ZM93 76H95V75H93ZM174 76V75H173ZM191 76H190V80L191 79H195V74H194V76L191 78ZM200 76H202V75H200ZM199 76V77H200ZM208 76V75H207ZM24 76H23V78H25ZM38 77H39V75H38ZM37 77V78H38ZM52 77H53V75H52ZM74 77V78H75ZM89 77H91V76H89ZM50 78V79H49ZM83 78V77H82ZM92 78H94V77H92ZM125 78V77H124ZM209 78V77H208ZM39 80H40V78H38ZM53 79H54V77H53ZM85 78H83V80H84ZM89 78H87V80H88ZM184 79V80H185ZM21 80H20V82H21ZM27 80V79H26ZM25 80V81H26ZM35 80V79H34ZM37 80V79H36ZM95 80V79H94ZM55 81V80H54ZM78 81V80H77ZM85 81V80H84ZM192 81V80H191ZM34 82V81H33ZM52 82H53V80L51 81V83H49V85H51L52 84ZM78 82H82V84H84L83 83V81H78ZM94 82V81H93ZM183 82V81H182ZM181 82V83H182ZM185 82V81H184ZM31 83V82H30ZM55 83H56V81H55ZM187 83V82H186ZM189 83V82H188ZM187 83V84H188ZM23 84V83H22ZM32 84V83H31ZM30 84V85H31ZM37 84V83H36ZM38 84H39V82H38ZM81 84V83H80ZM87 84H88V82H87ZM86 84V85H87ZM90 84V83H89ZM101 84V83H100ZM184 84V83H183ZM187 84H185V85H187ZM27 85V84H26ZM45 85H48V83H46ZM54 85H56V84H54ZM58 85V90L60 89L59 88V84H57ZM86 85L84 84V89L86 88ZM102 85V84H101ZM100 85V86H101ZM111 86H112V84H110ZM180 85V84H179ZM22 86V88H23V85H21ZM20 86V87H21ZM35 86V85H34ZM41 86V85H40ZM40 86H39V88H40ZM79 86V85H78ZM89 86V85H88ZM104 86H106V85H104ZM104 86H102L103 88H104V90L106 91L107 90V88H105ZM181 86H184V85H181ZM30 87H32V86H30ZM51 87H52V85H51ZM51 87H49L50 89H52ZM106 87H108V86H106ZM112 87H115V86H112ZM111 87V88H112ZM120 87V86H119ZM36 88V87H35ZM48 88V90L50 91V89ZM64 88V87H63ZM79 88H83V86L81 85V86H79L78 87V89ZM116 88V87H115ZM114 88V89H115ZM257 88H259V87H257ZM84 89H82L83 91H85ZM90 89V88H89ZM94 89H96L95 87H94ZM100 89H102V88H100ZM109 89V88H108ZM37 90V89H36ZM43 90V89H42ZM53 91L55 90V88H53L52 89ZM61 90V89H60ZM111 90V89H110ZM116 90V89H115ZM114 90V91H115ZM24 91H25V89H24ZM33 91V90H32ZM39 91V90H38ZM41 91V90H40ZM37 92L38 93V97H40V95H39V93H41V92ZM52 91V93H55V92H53ZM63 91V90H62ZM78 90H76V92H77ZM95 91V90H94ZM94 91H93V93H94ZM97 91H99V90H97L96 89V91H95V93H97ZM103 90H101V94L103 95V92H102ZM225 91H227V88H226V90ZM5 92V91H4ZM2 93L1 95H0V117H2V119H1V122H3V120H4V127H7L6 125H7V123L9 122V121H11L12 119H10V117H8L9 115H11L12 114V110L10 109V105L12 104V100H11V98H12V96H8V98H7V95H5V93ZM29 92H31V91H29ZM59 92V91H58ZM65 92V98L67 99L68 97L69 98H71V97H73V96H76L75 98H77V93H76V95L74 94L75 93V91H74V93L73 92H71V90H69V91H67L66 90V88H64V91H63V93ZM71 92V93H70ZM87 92H88V90H87ZM107 92V91H106ZM255 92V91H254ZM27 93V92H26ZM60 93H61V91H60ZM63 93H61V94H63ZM69 93H70V96H69ZM83 94H85L84 92H82ZM99 93V92H98ZM114 93H116V92H114ZM113 92L111 93V95H109L110 97H111V99L113 98V97H115L113 94H114ZM257 93V92H256ZM44 93H42V95H43ZM68 94V95H67ZM74 94V95H73ZM79 94H81L80 93V91H79ZM82 94V95H83ZM87 94V93H86ZM91 94H92V92H91ZM110 94V93H109ZM17 95H20V94H17ZM30 95H31V93H30ZM41 95V96H42ZM47 95V94H46ZM53 95V94H52ZM64 95V94H63ZM94 95V94H93ZM98 95V94H97ZM108 95V94H107ZM254 95V94H253ZM252 95V96H253ZM21 96H22V94H21ZM35 96V95H34ZM44 96V95H43ZM60 96V95H59ZM68 96V97H67ZM85 96V95H84ZM96 96V95H95ZM99 96H100V93H99ZM106 96V95H105ZM255 96H256V94H255ZM14 97L16 98V97H18V96H16V95H14ZM27 97H28V94H27ZM63 97V96H62ZM81 97H83V96H81ZM80 97V98H81ZM87 97V96H86ZM97 98H98V96H96ZM101 97V96H100ZM104 97V96H103ZM107 97V96H106ZM254 97V96H253ZM30 98H32L31 96H30ZM41 98V97H40ZM43 98V97H42ZM41 98V99H42ZM48 98V97H47ZM51 98V97H50ZM53 98V97H52ZM56 98V97H55ZM58 98V97H57ZM64 97H63V99H64V101L63 100H61V101H59L58 100V103H57V101H56V103L54 104V105H52V103L51 102H49L51 99H49L48 101H47V99H42V101L44 100L46 103H50L52 106H50V104L49 105H45V107L47 106V107H56V105L57 106H60L61 107V105H63L65 102H68L69 103V105L71 106V105H73V104H76V103H74L75 102V98L73 97L72 99H67V100H69V101H66V99H65ZM92 98V97H91ZM78 99V98H77ZM88 99V98H87ZM108 99V98H107ZM110 99V98H109ZM114 99V98H113ZM228 99V98H227ZM226 99V100H227ZM39 100V99H38ZM72 100V101H71ZM106 100V99H105ZM116 102H117V100H116V97H115V99H114ZM114 100H108V102H109V104H103L102 105V107H103V110L104 109H106V107H108V105L110 106L111 104H110V102H113ZM259 100V99H258ZM257 100V101H258ZM52 101V100H51ZM228 101V100H227ZM232 101V100H231ZM230 101V102H231ZM23 102H27V101H24V97H23ZM37 102V101H36ZM55 102V101H54ZM60 102H64V103H60ZM115 102V103H116ZM253 102H255V101H253ZM31 102H29V104H30ZM114 103V102H113ZM207 103V102H206ZM29 104H28V106H29ZM61 104V105H60ZM66 104L67 103H65V106H66ZM95 104V103H94ZM188 104V102H186V107L188 106L187 105ZM26 105H27V103H26ZM68 105V106H69ZM105 105V106H104ZM119 105V104H118ZM185 105V104H184ZM183 105V106H184ZM236 105H237V102H236ZM69 106V107H70ZM114 106V105H113ZM43 107V106H42ZM50 107H49V109H50ZM64 107V106H63ZM69 107H65V108H69ZM99 107V106H98ZM189 107V106H188ZM191 107H192V105H191ZM190 107V108H191ZM195 107H196V105H195ZM58 108V107H57ZM64 108V109H65ZM193 108V107H192ZM48 108H47V110H49ZM62 109V108H61ZM60 109V110H61ZM110 109V108H109ZM108 108H107V112H108V110H109ZM28 110V109H27ZM111 110L112 111H110V112H115V111H117L118 113H119V110H116V108H111ZM113 110H115V111H113ZM39 111L40 110H38V114H39ZM105 112H106V110H105ZM109 112V113H110ZM251 112V111H250ZM255 112V111H254ZM25 113V112H24ZM40 113H42L41 111H40ZM108 113V114H109ZM43 114V113H42ZM116 114V112L115 113H113L112 115H115ZM109 115H111V114H109ZM197 115V114H196ZM264 115V114H263ZM38 116V115H37ZM107 117H108V115H107ZM115 118V117H114ZM113 118V119H114ZM22 119V118H21ZM263 119V118H262ZM15 120V119H14ZM249 120V119H248ZM111 123H113L114 124V122H111ZM122 123V122H121ZM110 124V123H109ZM0 125H2L1 123H0ZM55 125V124H54ZM116 125V124H115ZM117 126V125H116ZM41 127V126H40ZM45 127H47V126H45ZM52 128L54 127L53 125L51 126ZM264 127V126H263ZM36 128H38V127H36ZM117 128V127H116ZM43 129H45L46 130V128H43ZM49 129V128H48ZM55 131H56V129H55V127L53 128ZM112 129V128H111ZM115 129V128H114ZM57 131H59V130H57ZM56 131V132H57ZM65 131V130H64ZM112 131H114V130H112ZM5 132H6V130H5ZM3 135H2V134ZM7 133V132H6ZM253 133V132H252ZM0 136H2L1 138H3L4 137V135H6L5 136V138L7 137V134H5L4 133V130H3V132H0ZM64 134V133H63ZM68 136V135H67ZM248 137V136H247ZM252 137V136H251ZM249 139L251 140V138L249 137ZM254 139V138H253ZM255 139H256V137H255ZM254 139V140H255ZM2 140H4V141H2ZM0 139V141H2L3 143H5V139ZM249 140V141H250ZM261 141H262V139H261ZM252 142V141H251ZM257 144H259V141L257 140ZM263 142V141H262ZM253 143V142H252ZM0 144H1V142H0ZM254 144V143H253ZM256 144V143H255ZM2 146V145H1ZM3 146H4V144H3ZM262 148H264V147H262ZM254 149L255 148H253V150L252 151H254ZM246 151H247V149H245ZM260 151H262L261 149H260ZM249 152V151H248ZM262 154H263V151L261 152ZM254 155V154H253ZM259 155H261V154H259ZM257 156V153H256V155H255V157ZM257 158V157H256ZM254 160H255V158H254ZM225 161H227V160H225ZM231 161V160H230ZM257 165V164H256ZM264 165V164H263ZM263 165H262V167H263ZM214 167H216V166H214ZM217 170L219 171V169L217 168ZM216 170V171H217ZM261 171V170H260ZM255 173H256V171H255ZM258 173H260V172H258ZM258 173H256L257 174V176H259L258 175ZM261 174H263V172L261 173ZM256 176V175H255ZM254 176V177H255ZM257 176H256V178H254L253 177V179L254 180H256L257 182H258V189L260 190V191H262V189L260 188V186L261 185H263V181L261 182L259 179L260 178H264V176L263 175H260L259 176V178H257ZM262 178V179H263ZM261 179V180H262ZM264 186V185H263ZM262 186V187H263ZM264 189V188H263ZM263 193V192H262ZM259 201V200H258ZM262 208V207H261ZM228 215V214H227ZM37 216H39V215H37ZM11 220V219H10ZM200 220H202V219H200ZM13 221V220H12ZM188 221V220H187ZM195 221V220H194ZM11 221H9V223H10ZM15 222V221H14ZM122 222H124V221H122ZM179 222H180V220H179ZM242 222L244 223V224H246L245 223V221H243L242 220ZM241 221L239 222V223H241V224H243ZM12 223V222H11ZM10 223V224H11ZM93 223V222H92ZM183 223H184V221H183ZM221 223V222H220ZM220 223H219V226H221L220 225ZM238 223V224H239ZM248 223V222H247ZM252 223V222H251ZM115 224V223H114ZM187 224V223H186ZM189 224V223H188ZM223 224V223H222ZM237 224V223H236ZM236 224H234V226L236 225ZM264 224V223H263ZM116 225V224H115ZM223 225H225V224H223ZM226 226V225H225ZM245 227H247V225H244ZM163 227V226H162ZM200 227V226H199ZM202 227V226H201ZM228 227V226H227ZM238 228H239V225L237 226ZM237 227H236V230H240L241 229V227H242V225H240V229H237ZM161 228V227H160ZM250 228H251V226H250ZM225 230V228L223 227L222 228V230ZM227 229V228H226ZM11 230H13V229H11ZM200 230V229H199ZM221 230V231H222ZM223 230V231H224ZM251 230V229H250ZM158 231H160V229L158 230ZM164 231V230H163ZM162 231V232H163ZM0 232H2V231H0ZM9 232V231H8ZM153 232V231H152ZM151 232V233H152ZM156 232V231H155ZM154 232V233H155ZM227 232H228V230H227ZM231 231H229V233H230ZM246 232V231H245ZM244 232V233H245ZM3 233V232H2ZM6 233H7V231H6ZM12 232H10V234H11ZM157 233V236H158V234L160 233V232H156ZM168 233V232H167ZM181 233V232H180ZM8 234V233H7ZM172 234H174L173 232H172ZM145 235V234H144ZM152 235V234H151ZM217 235V234H216ZM228 233H226V237H227V239H229L228 237H230V239L232 238L231 237V235H228ZM8 236L10 237V235L8 234ZM225 236V235H224ZM237 236H238V233H237ZM241 236V235H240ZM175 237V239H177V238H179V237H177L176 238V235L174 236ZM243 237H244V235H243ZM153 238H155L154 236H153ZM159 238H160V236H159ZM162 238V237H161ZM168 238H169V235H168ZM172 237H170V239H171ZM221 239H224V238H222V237H220ZM240 238V237H239ZM241 238H242V236H241ZM241 238H240V240H241ZM0 239H2L1 237H0ZM152 239V238H151ZM166 240H167V238H165ZM227 239H225V242H227L226 240ZM230 239L228 240V241H230ZM243 239V238H242ZM12 240V239H11ZM169 240V239H168ZM215 240V239H214ZM244 240V239H243ZM249 240V239H248ZM170 241V240H169ZM168 241V242H169ZM176 240H174V241H172L171 240V242H175ZM215 241H217V240H215ZM46 241H44V243H45ZM52 242V241H51ZM235 242V241H234ZM56 243V242H55ZM133 243V242H132ZM181 243H182V241H181ZM220 243V242H219ZM233 243V242H232ZM243 243V242H242ZM39 243H37V245H38ZM43 244V243H42ZM46 244H47V242H46ZM57 244V243H56ZM174 243H172V245H173ZM218 244V243H217ZM252 244V243H251ZM250 244V245H251ZM34 246V247H37L38 248V246ZM65 245V244H64ZM67 245V244H66ZM176 245H177V243H176ZM219 245V244H218ZM222 245H225V244H222ZM231 245V244H230ZM247 245H249V244H247ZM136 246V245H135ZM138 246V245H137ZM181 246H182V244H181ZM184 246V245H183ZM217 246V245H216ZM216 246H215V244H214V247H215V250L217 249L216 248ZM241 246V245H240ZM42 247V246H41ZM44 247V246H43ZM56 247V246H55ZM54 247V248H55ZM139 247V246H138ZM155 247V246H154ZM158 247V246H157ZM169 247H170V245H169ZM168 247V248H169ZM178 247V246H177ZM150 248V247H149ZM181 248V247H180ZM212 248V247H211ZM230 248H232L231 246H229L228 247V249L227 250H230L231 251V249ZM250 248V247H249ZM27 249V248H26ZM35 249V248H34ZM139 249V248H138ZM137 249V250H138ZM164 249V248H163ZM166 249V248H165ZM226 249V248H225ZM243 249V248H242ZM247 250H249L248 248H246ZM36 250V249H35ZM34 250V251H35ZM39 250V249H38ZM53 250V249H52ZM131 250V249H130ZM178 250V249H177ZM233 250H235V249H233ZM233 250L231 251V253H232V255H233ZM27 251V250H26ZM33 251V252H34ZM132 251V250H131ZM152 251H154V250H152ZM152 251H150V252H152ZM159 251V250H158ZM174 251H176V250H174ZM217 251V250H216ZM229 251V252H230ZM29 252V251H28ZM33 252H31V253H33ZM38 252V251H37ZM182 252V251H181ZM220 253H222L223 251H219ZM235 252V251H234ZM247 252H251V250L250 251H247ZM30 253V252H29ZM28 253V254H29ZM34 253H36V251L34 252ZM186 253V252H185ZM230 253V254H231ZM236 253V252H235ZM244 253V252H243ZM27 254V255H28ZM155 254V253H154ZM160 254V253H159ZM166 254V253H165ZM224 254V255H223ZM223 254H220V255H223V256H221V257H223V258H225V261L227 260V262H229V260H230V254L227 252V251H224V253ZM229 254V255H228ZM249 254V253H248ZM38 255H39V252H38ZM156 255H157V253H156ZM161 255V254H160ZM225 255H227V256H225ZM235 256H237L236 254H234ZM233 255V256H234ZM30 256H32V255H30ZM157 256H159V255H157ZM162 256V255H161ZM239 257L237 258L238 259V262L240 263L241 261H243V264H246V262H248V260L246 259V258H240L241 256L240 255H238ZM105 257H106V255H105ZM113 257V256H112ZM111 257V258H112ZM110 258V259H111ZM219 258V257H218ZM44 259V258H43ZM47 259V258H46ZM120 259V258H119ZM214 259V258H213ZM229 259V260H228ZM240 259V260H239ZM24 260H25V258H24ZM23 260V261H24ZM39 260V259H38ZM118 260V259H117ZM127 260V259H126ZM129 260V259H128ZM211 260V259H210ZM209 260V262H211ZM247 260V261H246ZM26 261V260H25ZM51 261H52V259H51ZM99 261V260H98ZM113 261V260H112ZM132 261V260H131ZM214 261V260H213ZM245 261V262H244ZM60 262V261H59ZM62 262V261H61ZM141 262V261H140ZM218 261H216V259H215V262H214V264L216 263V264H220L219 262L217 263ZM130 263V262H129ZM136 263V262H135ZM139 262H137V264H138ZM150 263V262H149ZM37 264V263H36ZM238 264V263H237Z\"/></svg>",
  "mask_w": 264,
  "mask_h": 264
}]
</instances>
